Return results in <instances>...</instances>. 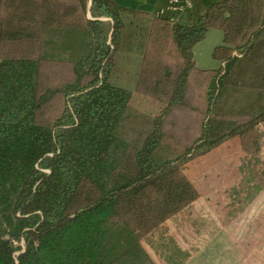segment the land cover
<instances>
[{"label": "trees", "instance_id": "1", "mask_svg": "<svg viewBox=\"0 0 264 264\" xmlns=\"http://www.w3.org/2000/svg\"><path fill=\"white\" fill-rule=\"evenodd\" d=\"M68 1L89 19L66 22L73 10L47 0H0V264H154L140 239L198 198L184 166L264 126V111L244 126L208 118L183 151L172 143L173 114L194 110L192 80L205 86L211 116L233 50L247 52L263 32L264 0H222L192 23L150 19V51L161 59L170 44L180 63L174 72L156 59L147 75L163 106L155 116L133 111L130 91L110 82L123 16L137 12ZM209 29L222 33L212 56L223 71L195 65ZM43 61L68 63L71 80L42 83Z\"/></svg>", "mask_w": 264, "mask_h": 264}, {"label": "crops", "instance_id": "2", "mask_svg": "<svg viewBox=\"0 0 264 264\" xmlns=\"http://www.w3.org/2000/svg\"><path fill=\"white\" fill-rule=\"evenodd\" d=\"M112 1L145 19L158 16L168 2ZM219 1L197 0L186 13L163 17L192 23ZM246 160L238 140L231 138L184 166L198 198L140 239L154 264H264V185L249 176Z\"/></svg>", "mask_w": 264, "mask_h": 264}, {"label": "rangeland", "instance_id": "3", "mask_svg": "<svg viewBox=\"0 0 264 264\" xmlns=\"http://www.w3.org/2000/svg\"><path fill=\"white\" fill-rule=\"evenodd\" d=\"M41 1L45 2V0H39ZM47 1H50L53 8L60 14L73 10L72 16L67 18L68 13L62 16L61 19L66 22L77 20L78 17L82 21L85 18L89 19L88 13L83 15L82 12L76 10L75 4L68 0ZM87 3L90 4V0ZM3 12L4 7H0V16L4 15ZM150 27L151 20L141 15L131 18L123 16L120 43L114 55V68L110 76V82L113 85L130 91V108L145 116L158 115L163 108L162 103L146 91L147 75L150 70L156 69V59L160 61V64L169 66L174 72H178L180 66L172 51V45L165 46L166 50L163 51L161 59L158 54L150 51L152 48V46L149 47L151 42L148 38ZM50 32L54 34L53 29ZM46 37L50 35L47 34ZM221 44V31L209 29L205 38L195 47V54L200 65L198 68L217 70L221 66L223 71V64L212 56L214 48ZM245 51L244 48L233 50L232 56L237 61L220 85L221 88L217 93L218 99L211 107V116L204 115L205 86L194 83L193 80L189 83V104L194 110L181 109L173 114L174 126L171 129L176 135V139L172 142L175 149L183 151L187 144H191L197 137L201 124L208 118L244 126L264 111V29L253 46L247 52ZM3 52L6 53L8 50L3 49ZM71 78V66L68 63L42 62V83L48 86H60L70 81ZM195 78L196 76L193 77ZM161 98L164 100V97L161 96ZM138 127L139 124L135 129ZM135 129H132L134 133ZM233 138L238 140L240 149L245 153L249 176L251 177L252 173L253 178L264 185V126L262 124L252 125L245 132ZM182 173L186 176L184 168ZM258 244L256 241V247Z\"/></svg>", "mask_w": 264, "mask_h": 264}, {"label": "built area", "instance_id": "4", "mask_svg": "<svg viewBox=\"0 0 264 264\" xmlns=\"http://www.w3.org/2000/svg\"><path fill=\"white\" fill-rule=\"evenodd\" d=\"M197 0H168L166 7L161 10L158 14V18L165 19L164 13L181 15L186 13L187 11L191 10L194 6V3ZM167 21L173 22L172 19H166Z\"/></svg>", "mask_w": 264, "mask_h": 264}]
</instances>
